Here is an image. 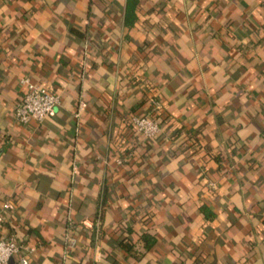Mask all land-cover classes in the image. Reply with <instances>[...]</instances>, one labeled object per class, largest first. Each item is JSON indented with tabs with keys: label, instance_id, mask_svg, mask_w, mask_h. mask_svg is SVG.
I'll list each match as a JSON object with an SVG mask.
<instances>
[{
	"label": "crops",
	"instance_id": "crops-1",
	"mask_svg": "<svg viewBox=\"0 0 264 264\" xmlns=\"http://www.w3.org/2000/svg\"><path fill=\"white\" fill-rule=\"evenodd\" d=\"M21 77L52 115L15 119ZM263 127L264 0H0V236L28 264H264Z\"/></svg>",
	"mask_w": 264,
	"mask_h": 264
},
{
	"label": "built area",
	"instance_id": "built-area-1",
	"mask_svg": "<svg viewBox=\"0 0 264 264\" xmlns=\"http://www.w3.org/2000/svg\"><path fill=\"white\" fill-rule=\"evenodd\" d=\"M20 83L26 88V92L16 104L14 116L21 123H27L31 119L41 121L52 115L61 104V96L52 87L36 83L29 77H21ZM151 111L148 114L130 115L125 119L127 130H135L144 139H156L161 132V124L157 115L162 109V102L155 94L148 98ZM158 113V114H157ZM264 137V127L261 132ZM126 138L121 139V156L116 159L121 164L126 159ZM213 186V182L208 183ZM69 246L75 244V237L68 238ZM21 246L13 236H0V264H9L13 259V264H28L27 254L32 248L26 247L21 253Z\"/></svg>",
	"mask_w": 264,
	"mask_h": 264
},
{
	"label": "trees",
	"instance_id": "trees-1",
	"mask_svg": "<svg viewBox=\"0 0 264 264\" xmlns=\"http://www.w3.org/2000/svg\"><path fill=\"white\" fill-rule=\"evenodd\" d=\"M147 236L148 235L146 234L142 235V237H144L145 239L144 247L141 245V242L139 241V242L133 243L132 245L126 247L127 250L131 252V254H133L135 257H138V258L142 257L145 254V248H146V245H148V241H149Z\"/></svg>",
	"mask_w": 264,
	"mask_h": 264
},
{
	"label": "water",
	"instance_id": "water-1",
	"mask_svg": "<svg viewBox=\"0 0 264 264\" xmlns=\"http://www.w3.org/2000/svg\"><path fill=\"white\" fill-rule=\"evenodd\" d=\"M12 261H13V259H10V260H9V264H12Z\"/></svg>",
	"mask_w": 264,
	"mask_h": 264
}]
</instances>
